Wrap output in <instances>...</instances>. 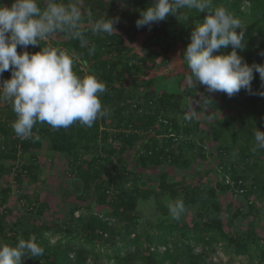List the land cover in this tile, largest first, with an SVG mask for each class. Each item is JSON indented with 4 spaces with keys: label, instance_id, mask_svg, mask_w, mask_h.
Returning <instances> with one entry per match:
<instances>
[{
    "label": "trees",
    "instance_id": "trees-1",
    "mask_svg": "<svg viewBox=\"0 0 264 264\" xmlns=\"http://www.w3.org/2000/svg\"><path fill=\"white\" fill-rule=\"evenodd\" d=\"M119 2L84 0L94 18L119 17L113 35L89 31L86 48L66 34L50 40L52 47H64L76 58L75 71L94 74L106 84L101 100L107 116L91 128L78 122L66 129L37 123L33 138L21 139L10 127L15 119L10 105L0 104V181L13 176L18 187L27 180L39 182L41 159L47 155L54 160L55 155L65 157L73 176L64 191L65 215L55 220L44 217L51 206L37 190L34 198L27 193L19 196L23 210L15 215L9 207L12 184L0 186V241L14 244L18 237L36 236L45 252L39 258L26 257L23 264H220L217 250L232 259L240 257L241 264H264V150L253 151V130L264 131V97L241 90L232 97L217 92L204 99L209 95L205 86L194 82L190 88L199 91L204 105L216 107L215 96L221 95L228 108L223 120L216 117L219 123L211 134L218 142L221 171L212 169L215 182L189 183L163 169L153 182L154 169H188L195 160L206 159L204 143L210 133L184 119L191 105L179 88L180 80L166 75L146 78V67L155 65L160 56L158 49L142 56L127 39L134 42L147 33L143 48L158 46L167 54L181 43L184 50L190 26L206 13L193 12L186 25L170 16L150 30L138 29V10L152 0H129L124 10L118 8ZM213 2L241 19L247 46L240 55L249 64L260 63L253 46L264 45V0ZM39 50L40 46L28 48ZM17 51L22 49L18 46ZM230 51L231 47L219 50ZM4 77L10 78L11 72ZM252 87L262 89L258 73ZM221 192H234L235 201L223 207ZM175 200L185 206L178 220L167 207ZM145 204L150 208L145 210ZM191 211L194 217L188 220Z\"/></svg>",
    "mask_w": 264,
    "mask_h": 264
},
{
    "label": "clouds",
    "instance_id": "clouds-1",
    "mask_svg": "<svg viewBox=\"0 0 264 264\" xmlns=\"http://www.w3.org/2000/svg\"><path fill=\"white\" fill-rule=\"evenodd\" d=\"M128 4L129 0H121L120 6ZM138 11L136 27L149 30L170 16L186 25L193 12L206 13L202 21L190 26V41L179 54L189 69L188 81L205 86L209 95L204 99L217 92L232 97L241 90L264 97V63L249 64L240 55L247 46L245 27L226 7L213 0H152ZM118 23L119 17L94 18L84 0H0V104L10 105L15 114L10 127L17 137L33 138L37 123L66 129L78 122L91 128L108 115L101 100L106 84L94 74L75 71L76 58L48 42L66 34L86 48L89 31L111 36ZM18 46L22 51H17ZM29 46H40V50L29 52ZM229 47L230 52H219ZM94 50L89 49V54ZM6 71L11 72L10 78H3ZM256 73L262 89L252 87ZM194 115L186 113L184 119ZM253 138V151L264 150V131L255 128ZM167 207L173 219L185 212L182 200ZM44 252L34 235L18 237L14 244L0 241V264H23L26 257L39 258Z\"/></svg>",
    "mask_w": 264,
    "mask_h": 264
},
{
    "label": "rangeland",
    "instance_id": "rangeland-1",
    "mask_svg": "<svg viewBox=\"0 0 264 264\" xmlns=\"http://www.w3.org/2000/svg\"><path fill=\"white\" fill-rule=\"evenodd\" d=\"M120 3L121 2L117 3V6L120 10L128 8H121ZM149 36L150 34L147 33L140 34L138 35V40L134 42H131L129 39H127V44L133 46L135 50L142 56H146L154 48L158 49L160 52V56L157 58L156 64L146 67V78L150 79L156 75H166L169 78H174L175 81L180 80L179 88L182 92H184L187 101L191 105V107L188 109V113H195L193 119L190 121H193V123L197 126V129H202L205 132L207 131L210 133V137H208V140L204 143L207 152L206 159L195 160L192 164V167L188 169H182L180 167L174 166H165L154 169L151 171V180L154 182L156 180V176H158V174L164 169L168 171L171 176H174L178 179H181L184 176L186 181L189 183H200L207 181L215 182L217 179L216 172L221 171L218 163L220 160H222V157L216 149L218 142L213 139L211 134L213 133L212 130L214 127L219 123L216 117H218L221 121L227 115V105H224L220 98L221 95H218L215 96L216 100L218 101V103L215 104L216 107L214 105L206 106L201 101L199 91L197 89L193 90L190 88L194 82H189L187 79L188 75H190V72L188 67L184 66L182 55H179L183 51L181 43H178L176 46L172 47L171 50L165 54L163 53L162 48H159L158 46H149L147 48H143V43L145 40H148ZM253 50L257 51L259 54L256 57V60L260 63H264V56L260 55V53L264 51V45L261 44V42H258V44L253 46ZM242 56L244 58L246 57L244 54H242ZM77 58L84 60V56L79 54L77 55ZM88 62L90 63V61ZM88 66V64L85 65L87 68ZM142 89L143 88L140 87L139 93L142 91ZM45 148L47 150L48 145H45ZM55 156L58 157L56 160L49 157V155H47V157H42L41 160L43 163V168L40 174V180L37 183L27 180L22 186L18 187V184L15 183L13 176H6L0 181V186L8 185V183L12 184L13 186L14 192L10 198L9 207L14 209L15 215L19 211L23 210L20 203L24 201H21L19 196L22 193H27L28 195L32 196V198H34V192L38 191L40 198L42 200H46L51 206L44 217H47L48 220H55L58 217H64V191L70 184L73 176L69 171L67 159L63 156ZM128 158L132 165L135 162L134 151L128 154ZM197 165L199 167H196ZM213 168L216 170V172L212 170ZM235 199L236 194L234 192L220 193L219 201L223 207L231 201L234 202ZM143 208L145 210L149 209L150 204H145ZM97 209L99 210L100 206H97ZM193 217L194 212L191 211V214H189L187 218L188 220H191ZM215 258L217 259V263L220 264L242 263L240 257L232 259L230 254H227L221 250H217Z\"/></svg>",
    "mask_w": 264,
    "mask_h": 264
},
{
    "label": "built area",
    "instance_id": "built-area-1",
    "mask_svg": "<svg viewBox=\"0 0 264 264\" xmlns=\"http://www.w3.org/2000/svg\"><path fill=\"white\" fill-rule=\"evenodd\" d=\"M48 45H49V46H53V45L51 44V41L48 42ZM60 49L66 51V52L68 53V50H67L66 48H64V47H60ZM84 68H86V67L83 66V69H84ZM3 78H5V77H4V74H3Z\"/></svg>",
    "mask_w": 264,
    "mask_h": 264
}]
</instances>
